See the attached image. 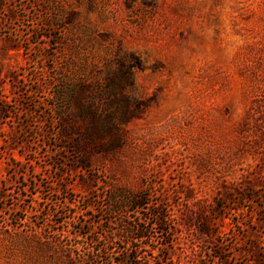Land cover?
<instances>
[{
    "label": "rangeland",
    "instance_id": "rangeland-1",
    "mask_svg": "<svg viewBox=\"0 0 264 264\" xmlns=\"http://www.w3.org/2000/svg\"><path fill=\"white\" fill-rule=\"evenodd\" d=\"M0 264H264V0H0Z\"/></svg>",
    "mask_w": 264,
    "mask_h": 264
},
{
    "label": "trees",
    "instance_id": "trees-1",
    "mask_svg": "<svg viewBox=\"0 0 264 264\" xmlns=\"http://www.w3.org/2000/svg\"><path fill=\"white\" fill-rule=\"evenodd\" d=\"M142 207V204L141 203H138L137 205H136V208L137 209H140ZM145 236V233H143V232H141V233H137V235H136V237L137 238H143Z\"/></svg>",
    "mask_w": 264,
    "mask_h": 264
}]
</instances>
